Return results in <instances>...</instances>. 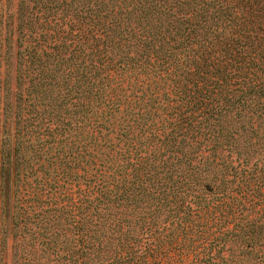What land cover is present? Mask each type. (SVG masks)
Returning a JSON list of instances; mask_svg holds the SVG:
<instances>
[{
	"label": "trees",
	"instance_id": "trees-1",
	"mask_svg": "<svg viewBox=\"0 0 264 264\" xmlns=\"http://www.w3.org/2000/svg\"><path fill=\"white\" fill-rule=\"evenodd\" d=\"M262 231L264 0H0V264H215Z\"/></svg>",
	"mask_w": 264,
	"mask_h": 264
},
{
	"label": "rangeland",
	"instance_id": "rangeland-1",
	"mask_svg": "<svg viewBox=\"0 0 264 264\" xmlns=\"http://www.w3.org/2000/svg\"><path fill=\"white\" fill-rule=\"evenodd\" d=\"M15 8L16 0H8V13L11 19H14ZM257 239L256 245L252 248L244 247V245L238 246L236 241L233 243L225 241L222 249L217 251L215 264H264V231L258 235ZM6 255L5 264H10L8 251Z\"/></svg>",
	"mask_w": 264,
	"mask_h": 264
}]
</instances>
